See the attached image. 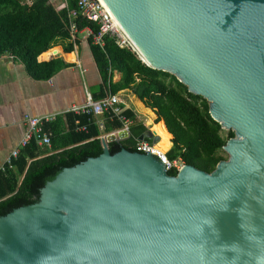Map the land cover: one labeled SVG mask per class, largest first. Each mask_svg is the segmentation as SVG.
<instances>
[{
    "label": "water",
    "instance_id": "95a60500",
    "mask_svg": "<svg viewBox=\"0 0 264 264\" xmlns=\"http://www.w3.org/2000/svg\"><path fill=\"white\" fill-rule=\"evenodd\" d=\"M102 1L143 63L235 132L229 157L172 174L153 153H112L126 132L109 134L0 216V264H264V0Z\"/></svg>",
    "mask_w": 264,
    "mask_h": 264
},
{
    "label": "trees",
    "instance_id": "16d2710c",
    "mask_svg": "<svg viewBox=\"0 0 264 264\" xmlns=\"http://www.w3.org/2000/svg\"><path fill=\"white\" fill-rule=\"evenodd\" d=\"M66 2L67 7L59 10L51 0H0V55L13 56L21 61L28 75L36 81H49L60 70L72 65L61 58L38 60L43 53L58 46L60 40L65 42V53L74 51L75 45L70 42L69 13L77 9V3L76 0ZM76 23L79 30L90 27L97 31L96 25L87 20L78 19ZM81 42L82 38L76 36V45ZM87 43L101 78L100 83L91 88L93 100L130 90L146 108L156 113L155 124L162 123L165 131L167 127L172 134V148L168 151L170 159L180 157L184 163L207 172L212 171L218 161L227 159L221 153L225 152L222 147L235 136V132L222 129L220 123L211 118L203 98L188 92L172 74L148 67L135 52L119 48L108 37L104 38V48L94 45L91 38ZM115 72L120 73L117 82L113 81ZM120 94L122 92L118 96ZM124 101L133 105L129 98ZM144 105L137 107L140 114L147 113L152 117L154 114ZM123 110L124 115L133 120L131 135L122 141L110 142L112 153L122 147L136 151L133 147L135 140L147 130L133 111L124 107ZM84 124L88 131L76 130L77 126ZM119 126L117 120L107 118V131ZM45 129L52 132L51 147L29 143L20 150L13 167L0 173V216L36 203L46 183L64 167L103 152L101 132L92 116L62 114L46 124ZM170 173L176 174V171Z\"/></svg>",
    "mask_w": 264,
    "mask_h": 264
},
{
    "label": "crops",
    "instance_id": "0c3cea01",
    "mask_svg": "<svg viewBox=\"0 0 264 264\" xmlns=\"http://www.w3.org/2000/svg\"><path fill=\"white\" fill-rule=\"evenodd\" d=\"M56 47L61 49L63 55L74 54L72 59L74 57L75 60L69 62L62 54L48 58V53L51 49L45 52L46 54L43 53L42 57L39 56V61L61 58L65 62L72 64L60 70L49 81L34 80L33 77L28 75L21 61L8 55H0V164L3 163L6 156L17 145L23 135L25 130L24 120L27 117L62 113L73 105L83 104L87 93H90L91 88L98 85L101 81L90 48L89 52H87L86 48L89 45L86 40L82 39V42L77 47L75 46L72 53H65L64 48L59 45ZM83 68L86 69L85 73L82 72ZM119 78L120 73L115 72L113 81L117 82ZM120 92H129L134 95L130 90ZM135 97L139 100L137 96ZM118 98L124 103L125 109L133 111L146 125L147 129L155 133L153 127L149 125L151 124L149 120H142L137 112L125 103L123 95L118 96ZM151 112L154 114L152 120L155 122L157 115L152 110ZM166 130V133L172 139V134L167 127ZM171 139V146L167 151L172 147Z\"/></svg>",
    "mask_w": 264,
    "mask_h": 264
},
{
    "label": "built area",
    "instance_id": "2783aa9c",
    "mask_svg": "<svg viewBox=\"0 0 264 264\" xmlns=\"http://www.w3.org/2000/svg\"><path fill=\"white\" fill-rule=\"evenodd\" d=\"M60 8H66L67 2ZM77 9L70 11V25H71V38L70 42L76 47V36H80L82 39L88 41L92 39L94 45H98L104 48V38L108 37L115 42L119 48H129L133 52V45L128 36L125 35L123 29L112 15L108 7L102 0H76ZM59 9V10H60ZM84 19L96 25L97 31H94L90 27L84 30H79L77 27L76 20ZM83 33L86 35L84 36ZM136 53V52H135ZM11 58L13 56H10ZM53 57V56H52ZM83 73L86 69L83 68ZM124 103L118 98V95H107L105 98L95 101L90 93H87L86 100L83 104L73 105L70 109L57 114H48L40 117L29 116L24 120L25 130L23 135L20 137L17 145L11 149L9 154L4 159L3 163L0 164V173L5 172L7 168L13 167V161L18 156L20 150L26 147L29 143L36 142L40 147H51L52 132L45 129L46 124L54 122L59 115L66 113H73L75 115L81 116H92L95 123L100 129L99 137L101 139L107 138L109 134H114L116 137L120 131L126 132V137L117 139V141H122L129 138L131 135V127L133 120L128 116L124 115ZM107 118L109 121L114 119L120 123L119 128L107 131L106 122ZM77 131H88L86 124L79 125L76 128ZM154 136H160L155 132ZM158 142H148L141 139H136L133 147L139 152H150L156 155L165 165L166 169L170 171H179L184 164L180 157L170 159L168 156V151L162 153L157 147Z\"/></svg>",
    "mask_w": 264,
    "mask_h": 264
},
{
    "label": "rangeland",
    "instance_id": "374dc122",
    "mask_svg": "<svg viewBox=\"0 0 264 264\" xmlns=\"http://www.w3.org/2000/svg\"><path fill=\"white\" fill-rule=\"evenodd\" d=\"M51 2L55 5V7H56L57 9H60V8H62V7L65 5V1H64V0H51ZM83 35L85 36L86 34L83 33ZM56 45H59V46H61L62 48H64L65 42H64L63 40H60V41L57 42ZM86 49H87V52H89V47H87ZM59 50H61V49H59V47H58L57 50L54 48V49H53V52H59ZM80 78H81V82H82V84H83L82 77L80 76ZM120 95H121V96L123 95V99H125L126 101H128V98H129V99L133 102V105L130 104V102H129L130 107H131L132 110H134L135 112H137V114L139 115V117H140L142 120H144V121L149 120V123H151V124H149V125H150V126H153V129L157 126L158 131L161 130V133L159 134L160 137H161V139H160V141L157 143V145H158V147H160L161 149L167 151V150L169 149V147L171 146V142H170V137H169V135L166 133L163 124H162V123H159V124L153 125V124H155V122L152 123V118H153L154 115L151 117V116L148 115L147 113H146V114H140V110H138L137 107H138V105H143V104H141V102H140V101H139L134 95H132V94L129 93V92H124V93H122V94H120ZM126 97H128V98H126ZM171 148H172V147H171ZM221 153L224 154L227 158L229 157V155H228L226 152H221Z\"/></svg>",
    "mask_w": 264,
    "mask_h": 264
},
{
    "label": "bare ground",
    "instance_id": "6f19581e",
    "mask_svg": "<svg viewBox=\"0 0 264 264\" xmlns=\"http://www.w3.org/2000/svg\"><path fill=\"white\" fill-rule=\"evenodd\" d=\"M134 48L136 49V46L134 45ZM56 50L58 49V47H56L55 48ZM46 54V53H45ZM58 54H62V51L61 50H59V52H53V49H51L50 51H49V53H48V58H51L52 56L53 57H57V55ZM63 55V54H62ZM74 54H71V55H63L64 56V58L67 60V61H69V62H71V61H74L75 60V58L73 57V59H72V56H73ZM152 123H153V120H152ZM156 125V124H155ZM154 130H155V132L159 135L160 134V132L158 131V129H157V126L154 128ZM160 136V135H159ZM161 139V138H160ZM160 141V140H159ZM158 141V142H159ZM156 147L162 152V153H165L166 151L165 150H163V149H161L160 147H158V145L156 144Z\"/></svg>",
    "mask_w": 264,
    "mask_h": 264
}]
</instances>
